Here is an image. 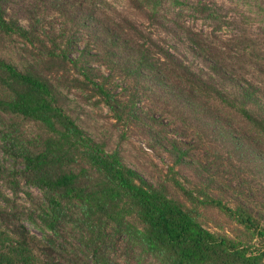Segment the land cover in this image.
Wrapping results in <instances>:
<instances>
[{
    "label": "trees",
    "instance_id": "1",
    "mask_svg": "<svg viewBox=\"0 0 264 264\" xmlns=\"http://www.w3.org/2000/svg\"><path fill=\"white\" fill-rule=\"evenodd\" d=\"M252 26L264 39V0H0V264H264V204L189 145L264 187ZM82 104L106 108L119 141L166 145L160 182L81 128ZM213 211L231 235L203 226Z\"/></svg>",
    "mask_w": 264,
    "mask_h": 264
},
{
    "label": "rangeland",
    "instance_id": "2",
    "mask_svg": "<svg viewBox=\"0 0 264 264\" xmlns=\"http://www.w3.org/2000/svg\"><path fill=\"white\" fill-rule=\"evenodd\" d=\"M252 31L255 34H258L257 37H260V34L263 32L262 29H257L252 26ZM264 44V39L262 36L259 38ZM5 45V43H3ZM113 86L118 89V84L114 83ZM82 107H78L76 110L80 114L81 128H84L90 135L95 139H106L108 140L109 149H117L123 158V162L136 171L142 178L147 182L155 184L160 182L163 173L165 172L166 166L170 165L171 159L166 151L167 146L159 144H153L146 135H140V132L133 130L126 133L125 139L119 141L117 135L120 133V126L118 124L114 125V121L110 119L109 113H107L106 108H92L86 104H82ZM156 116L158 114L156 113ZM160 123H166L165 120L169 121L170 116L166 112V115ZM165 135L168 134L173 138H176V135L172 133L171 129L163 130ZM168 133V134H167ZM180 136V135H177ZM189 135L187 138H189ZM199 140V139H198ZM206 139L199 140V142L189 141L191 146V152L193 154L194 161H201V159L210 155L212 158H215L221 167L223 168V177H230L232 180L240 184H244L248 189L246 193L254 197V200L259 204H264V187L259 185V178L254 177L253 174H250V169L248 165L240 162L235 157L226 158L222 152L215 150L214 152H208ZM183 142V141H182ZM148 144H153V149L148 148ZM205 144V145H204ZM195 168V165H192L189 172L185 171L184 175L190 179L192 170ZM22 184V183H21ZM233 184V182L231 183ZM234 185V184H233ZM22 190L26 191L27 188L22 186ZM33 193H36L35 190H31ZM9 195V191H5ZM242 192H245L244 190ZM221 198L228 203L231 202V197L228 191H224L220 194ZM16 201L19 203L24 202V198L21 193H18L16 196ZM28 232L37 238H41V234L38 230L32 227L29 224H25ZM203 226L210 231L224 232L231 235L233 233V227L228 224V222L220 216L219 214L213 212H206L205 218L203 219Z\"/></svg>",
    "mask_w": 264,
    "mask_h": 264
}]
</instances>
